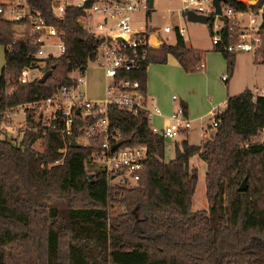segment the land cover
<instances>
[{"label": "trees", "instance_id": "16d2710c", "mask_svg": "<svg viewBox=\"0 0 264 264\" xmlns=\"http://www.w3.org/2000/svg\"><path fill=\"white\" fill-rule=\"evenodd\" d=\"M28 1L64 31L65 49L57 57L36 58L38 45L15 39V23L0 17V125L5 108L76 85L100 43L79 25L77 9L56 18L50 0ZM224 2L236 11L261 9V43L253 61L264 62V0ZM212 21L211 15L206 23L210 36ZM236 30L224 19L221 39L213 46L226 61L229 77L236 52L227 46L235 42ZM145 53L135 69L123 74L138 80L145 93L151 63L172 56L185 72L204 64V51L188 46L178 33L174 43L164 41ZM40 61L55 67L46 81L36 76L19 82L21 69ZM73 72L78 76L71 77ZM109 118L122 131L123 144L147 146L140 179L130 188L107 182L101 167L89 159L93 146L66 144L62 162L56 163L65 146L57 130L43 135L40 129H26L19 144L0 133V264H264V95L245 90L229 96L212 117L218 121L213 133L198 144L176 143L169 160L166 139L151 131L143 113L111 106ZM27 121L33 122L31 115ZM38 139L41 151L34 148ZM194 155L206 164L208 203L207 210L195 212L191 201L197 171L189 167ZM243 180L247 190L239 192ZM114 205L123 211L111 216Z\"/></svg>", "mask_w": 264, "mask_h": 264}, {"label": "built area", "instance_id": "2783aa9c", "mask_svg": "<svg viewBox=\"0 0 264 264\" xmlns=\"http://www.w3.org/2000/svg\"><path fill=\"white\" fill-rule=\"evenodd\" d=\"M180 1L181 11L192 10L208 17L212 15L211 43L213 46L217 45L221 39L220 30L224 19L237 25V30L233 34L235 42L227 46L228 51L250 52L253 55L260 46L261 9L258 13L250 10L236 11L225 2H221V13L217 14L212 0ZM238 1L247 5H254L257 2V0ZM50 4L52 14L56 18H62L67 9L73 8L80 12L78 22L82 23V27L85 22L91 24V29L84 28L100 40L93 62L98 63L104 70L106 96L102 100L86 98L81 89L83 82L79 76L76 85H63L47 98L7 107L2 111V116L5 120L11 117L12 112L20 111L24 118L20 127L25 126L26 129H33L35 132L40 129L43 135L50 129L59 131L64 138L65 146L60 149L62 157L56 163L62 162L66 144H70L72 140L79 146H93L95 149L91 152L89 159L101 167L107 182L132 187L140 179V173L147 158V146L123 144L122 131L111 124L109 109L114 106L133 115L143 113L148 118L151 131L165 139L184 136L188 132L191 120L182 117V107L167 116L168 123L162 126L151 123L154 116L164 117L163 113L159 107L150 103L146 93L140 89L138 80L123 76L125 72L132 71L140 61L146 58L147 48L158 47L164 42L160 32L183 35L184 29L180 27L173 29L166 22L156 31L133 30L130 24L131 13L149 12L153 9V5L149 6V0H50ZM244 16H246L245 19ZM0 17L15 23L14 29L18 28V32L14 33L15 39L29 38L38 45L35 52L36 58L57 57L64 51V31L50 24L44 14L34 8L28 0H0ZM42 64L44 61L38 62L37 67H23L19 82L25 83L33 79L31 70L34 68L39 70ZM70 76L74 75L70 74ZM228 77L225 73L221 79L226 81ZM109 79L111 83H108ZM173 99H175L174 96ZM27 115H31L33 120L31 124L27 121ZM217 123L218 121L212 118L211 125L214 127ZM24 132L19 139L17 138L18 141L15 135L11 140L19 144ZM79 139H83L84 142H80ZM66 140H69L68 143Z\"/></svg>", "mask_w": 264, "mask_h": 264}, {"label": "rangeland", "instance_id": "374dc122", "mask_svg": "<svg viewBox=\"0 0 264 264\" xmlns=\"http://www.w3.org/2000/svg\"><path fill=\"white\" fill-rule=\"evenodd\" d=\"M253 0H251L252 2ZM181 1L180 0H154L153 9H151L149 12L145 11H135L131 13V27L135 31H141V30H149V31H156L160 29L166 22L169 23V25L176 29V27H180L184 29L183 32V39L185 43L188 46L193 47H204V48H212L211 43V36L209 35L207 24L198 23V22H192L187 19L186 12L181 11ZM246 16H244V19ZM213 22V21H212ZM84 27L86 29H91V24L88 22H85ZM237 27V25H236ZM18 28H16L14 31L17 33ZM20 33H22V30L20 29ZM160 37L169 44H172L176 41V35L174 32L163 34L162 32L159 33ZM17 38V37H16ZM55 50L56 49H51ZM204 51V50H203ZM204 62H206L207 59V52L204 51ZM211 53H217V57L222 58V55L220 52H215L211 50ZM211 56H214L211 54ZM210 56V57H211ZM252 53L250 52H242L239 51L236 53V76L233 81V88L232 90H243L245 84L250 82V78H248L245 81V78L248 76H252L253 72L251 69V62L253 61ZM172 58V57H171ZM249 64L248 63V60ZM4 62V53H3V47L0 46V71L3 66ZM254 62V61H253ZM255 70V86L260 90L262 88L264 93V62H254ZM42 67L44 64L41 65ZM40 70V72H39ZM37 70L36 68L31 70V76H41V68ZM184 71V70H183ZM204 70H198L194 72H181V76L177 77V74L174 73L172 70H167L166 72V78L161 83V98L170 103H172L173 109L170 111L169 115L173 112H176L179 107V98L181 97L182 89L179 87H182L186 85L189 81H194L193 76H195V81H198L202 84L204 83L205 78L203 76H200L198 74L202 73ZM104 70L103 68L96 62L88 61L87 66L85 68L84 73L81 75V81L83 84L81 85V89L84 91L85 97L92 100H102L105 98V92H104ZM226 72V71H224ZM227 73V72H226ZM72 75H77V73L73 72ZM190 75V76H189ZM177 77V79H176ZM212 82L218 85L217 81H220L224 87L225 84L220 78V74L218 75V78L216 77V74L214 73L212 76ZM108 83H111V80H108ZM244 84V85H242ZM248 86V90H252L251 85H245ZM236 88V89H234ZM202 90V88H201ZM258 90V91H259ZM173 96L175 99H173ZM206 96H208L206 94ZM171 106V108H172ZM159 107V106H158ZM222 108V107H220ZM161 112L166 114L165 111H162V109L159 107ZM11 117L8 119L3 118L2 123L0 125V133H2L6 139H12L14 135L19 139L21 137V133L26 131L25 126L20 127L19 125L23 123V115L20 111L12 112ZM212 120V118H211ZM208 121V120H207ZM24 125V124H23ZM9 129H7V128ZM12 129V130H11ZM11 130V131H10ZM213 126L206 128V137L210 136L213 133ZM191 136L190 141L191 143H199V129L197 127V122L192 125L191 128ZM205 138V137H203ZM202 138V139H203ZM180 137L177 138H166L165 141V160H169L174 156L175 151V145L177 141H180ZM80 142H84L83 139H79ZM179 143V142H178ZM34 148L37 151H41L42 146V139H38L35 144ZM189 167L195 168L197 171V184L195 188L194 195L192 197L191 201V209L192 211H202L208 209V203L205 196V174H206V164L205 162L197 155L192 156L189 159ZM130 188V187H128ZM123 211V208L119 205H114L112 209H110L111 216H115L116 214H119Z\"/></svg>", "mask_w": 264, "mask_h": 264}, {"label": "crops", "instance_id": "0c3cea01", "mask_svg": "<svg viewBox=\"0 0 264 264\" xmlns=\"http://www.w3.org/2000/svg\"><path fill=\"white\" fill-rule=\"evenodd\" d=\"M183 36V35H182ZM3 47V53H4V46ZM213 46V45H212ZM193 47V46H191ZM196 49L204 50L207 52V59L206 62H204L202 69L204 70L202 73L198 74L200 76H203L205 78L203 86L200 82L195 81L196 75L193 76L194 81H189L186 83L185 87H179L182 89L181 97L179 98V105L183 108V114L182 117L188 118L191 120V126L188 130V132L184 136H180V141H177V143L186 140L187 142L191 143L190 136H191V128L194 123L197 122V127L199 129V141L203 137H206V128L211 126V118L214 111L221 110L225 104L226 100L229 96L241 93L245 90H248V86L245 85H251L252 90L254 94H261L264 95L262 88L260 90L255 86V64L252 61L250 64L253 75L248 76L245 78V81L250 78V82L247 84H242L244 86L243 90H232L233 88V81L236 76V65L238 60L235 63L233 74L228 77L226 81H223L225 86L222 85L220 81H217L218 85L212 82V75L215 73L216 77L218 78V75L220 74V78L222 75H224L226 71V61L224 58L217 57V53H211L212 48H204V47H193ZM214 51V50H213ZM216 52V51H215ZM213 54L214 56H211ZM211 56V57H210ZM172 56H168L165 63H151L148 65L146 74H147V80H146V95L147 99L150 100V103L155 106H159L162 111H165L166 114H164V117H158L154 116L151 120V123L162 126L163 124L168 123L167 116L169 115L170 111H172L173 106L171 103L164 101L161 98V83L166 78V72L167 70H172L174 73L177 74V77L179 75L181 76V72H184L182 67L179 65V63L176 61V59ZM253 58V56H252ZM250 59L248 60L249 64ZM4 64V62H3ZM226 71V72H224ZM186 73V72H185ZM190 76V75H189ZM176 77V79H177ZM180 78V77H179ZM222 80V79H221ZM105 84L106 81L104 79V92H105ZM202 88V90H201ZM236 89V88H234ZM259 90V91H258ZM206 94L208 96H206ZM222 107V108H220ZM208 120V121H207ZM194 144V143H192ZM198 144V143H195Z\"/></svg>", "mask_w": 264, "mask_h": 264}, {"label": "water", "instance_id": "95a60500", "mask_svg": "<svg viewBox=\"0 0 264 264\" xmlns=\"http://www.w3.org/2000/svg\"><path fill=\"white\" fill-rule=\"evenodd\" d=\"M224 1H226V0H212V4H213L217 14L221 13V2H224ZM152 5H153V0H149V6L152 7ZM186 16H187V19L189 21L203 23V24H206L208 22V19H209V17L207 15L200 14V13H195L192 10H187L186 11ZM79 25L81 26L82 23L79 22ZM54 68H55L54 66H52L50 68L43 67L42 70H41V76L38 78V81L40 83L45 82L46 79L52 74V70ZM70 146L71 147H79V144L76 143V141L72 140L70 142ZM114 148H115V146L112 147V150ZM246 190H247L246 180H243V182L241 183L240 187L238 188V191L239 192H245Z\"/></svg>", "mask_w": 264, "mask_h": 264}]
</instances>
